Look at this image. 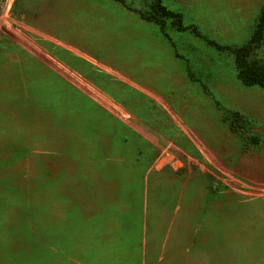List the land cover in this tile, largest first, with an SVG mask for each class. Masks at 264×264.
Segmentation results:
<instances>
[{"label":"rangeland","instance_id":"rangeland-1","mask_svg":"<svg viewBox=\"0 0 264 264\" xmlns=\"http://www.w3.org/2000/svg\"><path fill=\"white\" fill-rule=\"evenodd\" d=\"M163 3L0 1V264H264V0Z\"/></svg>","mask_w":264,"mask_h":264},{"label":"trees","instance_id":"trees-1","mask_svg":"<svg viewBox=\"0 0 264 264\" xmlns=\"http://www.w3.org/2000/svg\"><path fill=\"white\" fill-rule=\"evenodd\" d=\"M2 1V0H0ZM141 17L147 19L144 14L141 13ZM171 17L175 19V24L179 30L187 29L182 25V15L180 13H175L168 9L163 0H153V17L150 19L155 22L160 29L165 33V19ZM190 28L196 34H200L194 25ZM264 43V11L260 15L259 24L252 34L250 40L243 46L232 49L236 55L238 62V73L237 76L241 82L246 86H260L264 88V59L254 57L256 49L261 48ZM187 71L189 72V67L186 65ZM236 122L242 121L243 124L250 123L248 120L243 118L239 113L236 114ZM235 123L232 124L234 127ZM235 128V127H234ZM251 140L258 143L259 138L255 135L250 136Z\"/></svg>","mask_w":264,"mask_h":264}]
</instances>
